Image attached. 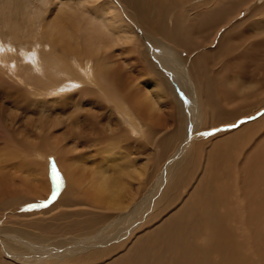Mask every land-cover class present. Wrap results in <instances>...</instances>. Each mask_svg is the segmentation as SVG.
Listing matches in <instances>:
<instances>
[{"label": "rangeland", "instance_id": "374dc122", "mask_svg": "<svg viewBox=\"0 0 264 264\" xmlns=\"http://www.w3.org/2000/svg\"><path fill=\"white\" fill-rule=\"evenodd\" d=\"M83 1L80 6V0H0V62L5 63V70L0 63V230L30 229L50 242L96 237L113 218L131 214L152 194L171 162L182 155L175 173L146 200L148 210L132 233L73 262L54 263L60 253L41 261L181 264L191 244L202 243L199 234L220 236L208 226L215 214H225L219 229L223 244L234 259L239 250L238 256H245L236 263H259L252 248L264 263V0H113L132 28L133 36L126 39L96 22L95 0ZM59 8L70 20L83 16L89 26L103 28L108 44L92 53L82 23L75 31L69 23L54 27L62 16ZM61 25L67 34L57 33ZM31 49L42 52L48 75L61 73L75 59L98 81L84 91L76 87L60 95L36 75ZM10 54H22L29 64L18 61V72L7 73ZM155 84L167 100L162 96L163 102L158 101ZM64 86L66 82L57 87ZM121 102L133 109L128 128L117 114ZM121 157L126 160L122 164ZM96 159L108 163L107 184L100 182L85 195L80 177L93 179L82 173L94 170ZM74 160L86 168H77ZM119 164L125 166L122 173ZM63 183L59 195H75L53 197ZM109 188L115 198L126 191L122 198L128 202L120 206L125 209L99 204L98 193ZM218 247L209 252L211 264L227 260L217 255Z\"/></svg>", "mask_w": 264, "mask_h": 264}, {"label": "bare ground", "instance_id": "6f19581e", "mask_svg": "<svg viewBox=\"0 0 264 264\" xmlns=\"http://www.w3.org/2000/svg\"><path fill=\"white\" fill-rule=\"evenodd\" d=\"M83 1V0H82ZM90 0H86V2H89ZM100 0H95V2L97 3V5L96 6H94L93 7V11H94V14L95 15H93V16H98V18L97 19H95L96 20V22H98V23H100V21H102V25L103 26H111V28H113L114 29V34H115V31H116V36L118 37V38H124V39H126V36H129V35H132L133 36V31H132V28H131V26L128 24V21H127V19L125 18V16H123V14H122V10L120 11L119 10V8H118V6H117V4L115 5V1H113V0H105V2L104 3H100L99 2ZM77 2V1H76ZM80 2H81V0H80ZM84 2V1H83ZM93 2H94V0H93ZM99 2V3H98ZM81 4H82V2L80 3V6H81ZM84 4V3H83ZM94 4V3H93ZM60 5V4H59ZM85 5V4H84ZM83 5V6H84ZM61 6V5H60ZM68 7V6H67ZM76 7H77V5H76ZM78 8V7H77ZM81 8V7H80ZM67 9V8H66ZM68 9H69V7H68ZM86 9V8H85ZM56 10V9H55ZM84 10V9H83ZM211 10V9H210ZM59 11H61V8H59ZM71 11V10H70ZM84 11H86V10H84ZM79 12V11H78ZM81 12H83V11H81ZM211 12V11H210ZM61 13H62V16L61 17H58V19L56 20V22H55V25H54V27L55 26H58L59 25V22L63 25L64 23H69L70 25H73L74 26V29H73V31H75V30H77V28L79 27V25L82 23V26L85 28V31H86V33L88 34V36H87V38L84 40V43L85 42H87V43H89L90 44V51L92 52V53H95L96 51H98V49H101V48H99V47H101V46H105L106 45V41L107 40H105V38H104V36L100 33V32H102V30L101 29H103V28H101L99 31H98V29H97V27H94V26H89V22L85 19V20H83V16L82 17H80V19H79V21H78V18H75V20H70V17H68L67 16V13H65L64 14V12H62L61 11ZM84 13V12H83ZM88 13V12H87ZM69 14V13H68ZM86 14V13H85ZM92 14V13H91ZM71 15V14H70ZM87 15V14H86ZM206 15H207V13H206ZM211 15L213 16V14L211 13ZM90 16V15H89ZM66 17H68V18H66ZM86 17V16H85ZM91 17V16H90ZM89 17V18H90ZM217 17V16H216ZM87 18V17H86ZM209 18H211V17H209ZM215 18V17H214ZM91 19V18H90ZM101 19V20H100ZM92 20H93V18H92ZM72 22H74V23H72ZM66 24V25H67ZM60 26L58 29H57V33H59V34H67V31L64 29V27L63 26ZM91 25V24H90ZM100 25V24H99ZM54 27H52L53 28V30H54ZM200 27H202L201 25H200ZM199 27V28H200ZM105 28V27H104ZM106 28H110V27H106ZM201 29V28H200ZM199 29V30H200ZM203 29V28H202ZM202 29H201V31H202ZM50 30H52V29H50ZM67 30H70V29H67ZM109 30V29H108ZM110 31V30H109ZM108 32V31H107ZM112 32H113V30H112ZM110 34V33H109ZM112 34V33H111ZM109 36V35H108ZM113 36H115V35H111V36H109V37H113ZM17 37V36H16ZM126 40H124V42H125ZM127 41H128V39H127ZM106 42V43H105ZM109 42V41H108ZM14 43H16V42H14ZM158 43V42H157ZM108 44V43H107ZM160 45H162V44H160ZM155 46V45H154ZM107 48H110L109 46L107 47ZM106 48V49H107ZM165 48V47H164ZM105 50V49H104ZM151 50V49H150ZM153 50V49H152ZM30 51H33L34 52V55L36 56V59L35 60H32L33 61V66L35 67V68H37V76H39V75H42L43 76V78L45 79H47V81H49L50 82V88H55V90L54 91H56V92H59V93H61L60 95H65V93H67V92H70V91H68V90H72L73 88H75L76 89V87H79L80 89H83V87H85V86H89V85H92V83H93V80L95 79V80H97L98 81V77L97 76H95L94 74H93V71H89L90 73H88V71H87V68L85 69V67H84V65L82 64H80V63H78L79 62V60H75L74 59V61L72 62V63H70L69 65H71L72 66V68L73 69H71L70 67H69V65L68 66H66V69H62V70H60L61 71V73H58L57 72V74H55V73H52L53 74V76H51L50 74L48 75V72L46 71V69H45V67H44V65H45V63H44V59H41V55H42V52H38V53H36V50H34V49H31ZM27 52H29L28 50H26V51H24L23 53H27ZM150 52V51H149ZM162 52H164V51H162ZM172 52V51H171ZM91 53V54H92ZM101 53V52H100ZM102 54V53H101ZM159 54V53H158ZM170 54V53H169ZM18 55H19V57H18ZM50 55H52V53L50 54ZM95 55V54H94ZM91 56V55H90ZM98 56V55H97ZM160 56H162V54H160ZM170 56V55H169ZM53 57V56H52ZM55 57V56H54ZM99 58H102V56H98ZM97 57V58H98ZM156 57H158V56H156ZM167 57V56H166ZM20 58V59H19ZM109 58V57H108ZM105 59H107V58H105ZM105 59H104V61L103 62H105ZM153 59H154V57H153ZM156 59V58H155ZM160 59L161 58H159V60L157 61L158 63V65L160 66V64L159 63H162L163 62V60L161 59V61L162 62H159L160 61ZM6 60L8 61V62H10V65H9V69H8V71H6L7 73H10V74H12V73H16V72H18V61H21V62H23V63H28L29 64V62L25 59V57L22 55V54H17L16 55V57H13V55L12 54H10V55H7L6 56ZM174 60H175V58H174ZM58 61V60H57ZM100 61V60H99ZM114 61V60H113ZM176 61H178V60H176ZM175 61V62H176ZM116 62V61H115ZM168 62V61H167ZM167 62H165V63H167ZM1 64H2V68H3V70H5V63H2V62H0ZM15 63V64H14ZM164 63V64H165ZM182 62H181V60L178 62V65H182L181 64ZM111 64V63H110ZM113 64V63H112ZM167 64H169V63H167ZM66 65V64H65ZM118 65V64H117ZM158 65H157V67H158ZM29 67L31 66V65H28ZM106 66V65H105ZM108 66V65H107ZM106 66V67H107ZM162 66V65H161ZM183 66V65H182ZM55 67V66H54ZM116 67V66H115ZM189 67V66H188ZM108 68V67H107ZM165 68V67H164ZM190 68V67H189ZM167 69V68H166ZM119 70V69H118ZM164 70V69H163ZM167 70H169V67H168V69ZM167 70H166V72H167ZM5 72V74H7ZM168 73V72H167ZM46 74H47V76H46ZM89 74H91V75H89ZM173 74V73H172ZM14 75V74H13ZM16 75V74H15ZM17 76L18 77H20L21 75L20 74H17ZM167 76H169V74H166V78H167ZM12 77H14V76H12ZM23 77V76H22ZM21 77V78H22ZM123 77V76H122ZM21 78H19V80H21ZM15 79V78H14ZM23 79V78H22ZM116 79V78H115ZM18 80V79H17ZM17 80H16V82H17ZM171 80V79H170ZM173 80V79H172ZM188 80V79H187ZM38 82V81H37ZM63 82H66V86H64L65 88H63V87H61V88H59V87H57V86H59V83H63ZM121 82H122V80H121ZM20 83V82H19ZM35 85V84H34ZM134 85H136V84H134ZM133 85V86H134ZM175 85V84H174ZM52 86V87H51ZM122 86V85H121ZM156 86V88H157V90L159 91L158 92V94H159V99H158V101L159 100H161L160 98L163 96L162 95V91L160 90V88H159V86L157 85V84H155L154 85V87ZM187 86V85H186ZM180 87V86H179ZM33 88V87H32ZM124 87H122V89H123ZM188 88V87H187ZM41 89V88H40ZM40 89L38 90L39 92H40ZM121 89V88H120ZM134 89V88H133ZM188 89H190V87L188 88ZM82 91H84V89L82 90ZM122 91V90H121ZM123 93V92H122ZM137 93V92H136ZM180 94H181V92H180ZM134 96H136L135 94H134ZM155 96V95H154ZM181 96V95H180ZM43 97H45V96H43ZM136 99L138 98L137 96L135 97ZM163 98H165L164 96H163ZM148 99V97L147 98H145V100H147ZM117 100H118V98H117ZM116 100V101H117ZM138 100V99H137ZM149 100V99H148ZM147 100V101H148ZM157 100V99H156ZM164 100V99H163ZM165 100H167L166 98H165ZM164 100V101H165ZM70 101H72V100H70ZM115 101V102H116ZM64 102V101H63ZM134 102H136V101H134ZM161 102H163L162 100H161ZM167 103V102H166ZM136 105H137V102L135 103ZM167 105H171L170 103L169 104H167ZM151 107H152V105H151ZM169 107V106H168ZM24 109V108H23ZM189 111V110H188ZM49 113H50V111H49ZM117 114H118V116L121 118V120L125 123V125L127 126V128H128V126H129V123H130V121H131V119H132V116H133V109H130V111H129V109H128V106H127V104L125 103V102H121V106L117 109ZM55 115V114H54ZM54 117V116H53ZM132 124H133V126H135V127H140L139 125H137L134 121H132ZM250 126H254V125H251L250 124ZM197 128V127H196ZM245 128V127H244ZM240 132V131H239ZM58 137V136H57ZM193 137V136H192ZM200 139V138H199ZM102 150V149H101ZM103 150H104V148H103ZM89 156V155H88ZM181 157L182 158H180L178 161H173L174 163H172L171 162V164L168 166V168H167V172H166V174L163 176H161V180H160V182L158 183V185L154 188V189H152L150 192L152 193V194H150L149 193V195H147L146 197H145V199L142 201V202H139L138 203V205L137 206H133L134 208H133V211H132V213L131 214H129V215H126V216H123V217H121L120 219H115V218H113L114 219V221L113 222H111V223H108L106 226H104L102 229H101V231H100V235H97L96 237H86V238H81V239H79V240H76V239H74V240H71V239H69V240H55V241H52V242H50V240H49V237H44V236H42V235H40V234H38V233H36V232H33V231H31L30 229L28 230V229H25V228H15V227H13L12 229H1L0 230V244H1V248H0V253L2 254V258H1V262H0V264L3 262V263H5V262H7V264H30V263H33V264H39V263H41V264H52V263H47V259L46 258H50V259H54L56 256L54 255V254H61V256L59 257V258H57V261L56 262H54V263H63L65 260V262L64 263H66L67 262V260H69V261H72L73 259H76V258H79V257H83V256H86L87 254H89L91 251L93 252L94 250H98V249H100V248H108L112 243L113 244H115V243H117V242H119L122 238H124L125 236H127V235H129L130 233H132L133 232V229H135V224L137 223V219L139 218V216H141V213H143L144 211H147L148 210V207H147V199L148 198H150V196H152L153 194H154V192L156 191V193L158 192V190H159V186L163 183V181L165 180V178L167 177V178H169L168 177V175H169V173L171 174L172 173V171L174 170V168H176V166L177 165H179L182 161H183V156L181 155ZM90 160V159H89ZM97 160V159H96ZM96 160H94L93 161V165H94V170H89V171H85L84 170V172L85 173H82L83 175L84 174H90L89 176H91L93 179L90 181V182H84V177H80L81 178V183L79 184V188L81 189V191H83L84 193H85V195H88L91 191H92V187L94 188L95 186H97L100 182H102V183H104V184H107L106 183V176H108V175H106V172H107V166H108V163H107V161H106V165H104V163L105 162H103L102 163V161L100 162V160L98 161H96ZM107 160V159H106ZM121 164H122V160H124L123 159V157H121ZM130 160V159H129ZM78 161V160H77ZM92 161V160H91ZM105 161V160H104ZM124 161H126V160H124ZM80 162V161H79ZM77 163V162H75V160H74V164L75 165H79V166H76L77 168H86L85 167V165L83 164V163ZM90 162V161H89ZM258 162V161H257ZM119 163V162H118ZM124 163V162H123ZM132 163V162H131ZM69 165L73 168V169H75V167L72 165V163L70 162L69 163ZM91 165V164H90ZM92 165V166H93ZM118 165V164H117ZM82 166V167H81ZM104 166H106V168L105 169H103L102 170V167H104ZM125 167V166H124ZM124 167H122V165L120 166V164H119V166L117 167L118 168V171L120 172V173H122L123 171V168ZM131 168H132V166H131ZM136 167H134V169H135ZM83 169H82V171H83ZM112 169V168H111ZM115 169V168H114ZM104 170H106V172H104ZM137 170V169H136ZM115 171H117V170H115ZM131 170L129 169V171L128 172H130ZM132 172H133V170L130 172L131 174H132ZM135 172V171H134ZM174 172V171H173ZM116 173V172H115ZM137 173H138V171H137ZM140 173V172H139ZM175 173V172H174ZM108 174V173H107ZM118 174V173H117ZM127 174V173H126ZM130 174V175H131ZM133 174H135V173H133ZM173 174V173H172ZM129 175V176H130ZM136 176H134V177H132V178H135V180H136V178H137V174H135ZM251 175V174H250ZM58 177L60 176V175H57ZM117 176V175H116ZM133 176V175H132ZM170 176V175H169ZM252 176V175H251ZM72 178H75V176H72ZM118 178H120V175L118 176ZM253 178V177H252ZM59 179V178H58ZM254 179V178H253ZM86 181V180H85ZM254 182H255V179L253 180ZM57 182H58V180H57ZM122 183V182H121ZM139 183V182H138ZM40 184V183H39ZM157 184V183H156ZM39 187H40V189H45V186L43 185H38ZM64 186H65V183H63V184H61V185H58V186H56L55 188H54V190L52 191L49 187L47 188V186H46V188L49 190V191H52L53 193H55V196H64V197H66V196H74L75 194H67V195H59L62 191H63V188H64ZM245 186V185H244ZM72 188L73 189H76V185H72ZM157 189V190H156ZM50 193V192H49ZM53 196V195H52ZM98 202H99V204L103 207V208H105V209H107V207H109V208H111V209H116V208H120V209H125V208H122V207H120V206H122L124 203H126V202H128V201H126V200H124L123 198H122V196L123 197H126V191L124 192L123 190H120V191H118L117 192V194H116V198H115V193H114V191H112V189L111 188H109V190L107 191V193H98ZM53 198V197H52ZM69 198V197H68ZM121 199H123V200H121ZM71 203H74V202H76L73 198L71 199V200H69ZM222 206H224V205H222ZM250 206V205H249ZM219 207H221V205L219 206ZM227 208V207H226ZM131 209V208H130ZM218 211V210H217ZM34 212V211H33ZM129 212V211H128ZM228 213V212H227ZM225 215V214H224ZM224 215H216L215 214V216L213 217V221L212 222H210V225L208 226V230H211V231H213L214 233H220V236H214V237H212V236H206L204 233L202 234V232H201V234L202 235H200L199 234V238H202L203 239V241H202V243H200L198 246H197V244H195L196 246L195 247H197L195 250H196V252L194 251V246H192V244H191V247L189 248V250L187 251L188 252V256H185L184 255V257H183V262L181 263V264H211V263H213V262H211V263H209L208 262V258H209V252H210V250H212L213 248H215L214 250H216V248L218 247L217 245V247L216 246H214V244H216L217 242V244L219 245V247H218V252H217V255L218 256H220V257H222L224 260H226V262H225V264H232V262H230V261H232L233 260V263H234V260H235V264H237L236 263V260L238 261V259L240 258L241 259V256L242 257H245L244 255H241L240 254V256H238V254L240 253L239 251L237 252V256L236 257H239L238 259H234L233 258V256L230 254V249H227V248H225V246H224V244L226 243H224L223 244V239H221L222 237H221V232L222 231H220L221 229H220V224L221 223H223L224 222V218L223 217H225ZM227 215H229V214H227ZM119 216H121V215H119ZM246 218H247V220H248V223L250 224V225H252L253 223L252 222H254V221H252V220H250L251 219V217H250V215H247L246 216ZM256 218V217H255ZM226 221H228V220H226ZM225 221V222H226ZM246 221V220H245ZM247 222V221H246ZM248 223H246V226L249 228L250 227V225L248 224ZM255 224V223H254ZM14 225V224H13ZM12 225V226H13ZM15 226V225H14ZM222 226V225H221ZM1 227V226H0ZM232 228V227H231ZM220 229V230H219ZM117 232L116 234L117 235H113V233L112 232ZM121 233V235L119 234V232ZM99 232V231H98ZM208 232V231H207ZM97 233V232H96ZM95 233V234H96ZM122 233H123V235H122ZM205 233H206V231H205ZM93 235V234H92ZM91 235V236H92ZM204 235V236H203ZM119 236H121L120 238H119ZM229 237V236H228ZM252 238V237H251ZM115 239H117V240H115ZM226 239V238H225ZM232 240H233V236H232ZM256 239H254L253 241H255ZM77 242V241H79V243H75L74 245H73V242ZM234 241H236V240H234ZM214 242H216V243H214ZM72 243V245H71V247L69 246V244H71ZM191 243V242H190ZM241 242H238V240H237V242H235V246H239V245H241L240 244ZM112 244V245H113ZM227 244V243H226ZM237 244V245H236ZM67 246H69V247H67ZM234 246V247H235ZM228 247V246H227ZM242 247V246H241ZM254 247H256V245L254 246ZM65 248H67V249H65ZM233 248V247H232ZM243 248V247H242ZM241 248V249H242ZM221 249V251H219ZM238 249H240V246L238 247ZM237 249V250H238ZM101 250H103V249H101ZM229 250V251H228ZM231 250H233V249H231ZM234 250H235V248H234ZM252 250L254 251V254H255V257H257V258H262L261 256H259L258 254H257V252L258 251H256L255 249H253L252 248ZM198 251V252H197ZM242 251V253H243V250H241ZM95 252V251H94ZM229 252V253H228ZM232 252H234V251H232ZM231 252V253H232ZM96 253V252H95ZM248 253V252H247ZM92 254V253H91ZM100 254V253H99ZM87 257V256H86ZM42 258H45L46 260V262H42L41 261V259ZM192 259V260H188V259ZM233 258V259H232ZM80 259V258H79ZM259 259V263H257V264H264V263H262L261 262V260ZM212 260V259H211ZM245 260V259H244ZM244 260H242L243 261V264H248L247 262H244ZM35 261H37V262H35ZM52 261H54V260H52ZM74 261V260H73ZM72 261V262H73ZM85 261V260H84ZM229 261V262H228ZM242 261H241V264H242ZM253 261H255V259L253 260ZM48 262H50V261H48ZM2 263V264H3ZM70 263V262H69ZM68 263V264H69ZM165 263V262H164ZM222 263V262H221ZM252 263V262H251ZM217 264H220V263H217ZM224 264V263H223ZM255 264V263H254Z\"/></svg>", "mask_w": 264, "mask_h": 264}, {"label": "snow or ice", "instance_id": "6c2138e0", "mask_svg": "<svg viewBox=\"0 0 264 264\" xmlns=\"http://www.w3.org/2000/svg\"><path fill=\"white\" fill-rule=\"evenodd\" d=\"M56 179L58 180V177H56ZM55 196V193H53V197ZM41 207L44 206V205H40Z\"/></svg>", "mask_w": 264, "mask_h": 264}]
</instances>
